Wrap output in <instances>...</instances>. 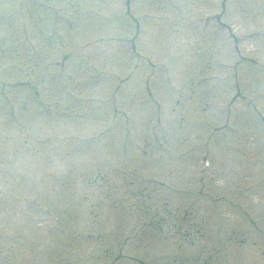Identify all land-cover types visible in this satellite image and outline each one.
I'll list each match as a JSON object with an SVG mask.
<instances>
[{
    "label": "rangeland",
    "instance_id": "374dc122",
    "mask_svg": "<svg viewBox=\"0 0 264 264\" xmlns=\"http://www.w3.org/2000/svg\"><path fill=\"white\" fill-rule=\"evenodd\" d=\"M40 1L0 0V264H109L117 250L147 264H173L170 241L175 255H181L177 260L191 264L207 253L196 252L200 236L212 244V264H264V237L257 228H264V123L249 111L235 120L237 131L232 133L215 116L227 101L211 99L215 87L235 88L230 73L217 69L209 46L212 41L224 57L230 56L232 40L224 28L216 32L209 23L207 40L195 50L194 39H203L198 34L202 23L181 26L195 16L193 10L176 11L170 0H132L133 14L153 29L142 42L145 54L165 57L161 65L149 68L163 78V85L152 87L156 100L149 103L145 74L131 71L125 45L119 42L130 36L127 28L132 26L126 17L116 16L120 0ZM203 1L182 0L184 8ZM81 2L87 3L75 7ZM25 20L42 30L40 42ZM223 21L242 37L236 52L240 48V55L254 56L242 59L243 68L256 75L249 93L259 96L251 104L264 111V68L257 65L258 57L264 62L257 45L264 39L258 35L259 29L264 31V0H232ZM50 22L61 34L57 44L45 36ZM247 34H257L256 41L244 39ZM28 42L40 48L36 73L30 71L35 60ZM62 63L64 73L56 79ZM95 67L106 74H89ZM110 72L129 78L118 88ZM248 81L242 79L239 86ZM26 84L42 86L48 114ZM67 88H75L77 100L67 95ZM150 108L161 111L162 127H153ZM222 133L228 142L221 146ZM207 138L216 147L215 153L208 152L211 169L205 178L210 176V186L218 193L222 179L225 184L233 180L230 189L248 218L237 208L232 217L227 205L214 207L196 190L202 189L196 178L203 144L210 149L203 143ZM153 178L172 183L160 186ZM222 185L227 192L229 187ZM184 188L190 190L188 197H180ZM157 211L168 214L169 238L163 236L165 228L160 233L146 225ZM115 224L116 239L110 229ZM241 237L244 242H239ZM111 264L140 263L119 259Z\"/></svg>",
    "mask_w": 264,
    "mask_h": 264
}]
</instances>
